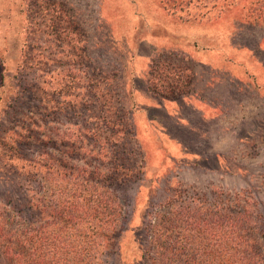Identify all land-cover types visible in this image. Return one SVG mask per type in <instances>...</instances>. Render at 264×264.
I'll return each instance as SVG.
<instances>
[{
	"label": "rangeland",
	"instance_id": "374dc122",
	"mask_svg": "<svg viewBox=\"0 0 264 264\" xmlns=\"http://www.w3.org/2000/svg\"><path fill=\"white\" fill-rule=\"evenodd\" d=\"M218 1L193 0L183 10L177 1L172 13L161 0H0V135L25 129V143L0 138L7 153L29 158L56 146L73 165L106 164L97 147L109 139L95 135L80 105L91 68L92 79L108 84L94 92L120 98L129 115L143 168L113 186L129 203L125 263L140 256L146 211L178 188L198 199L239 192L264 226V11L248 8L254 0ZM150 69L163 85L182 75L191 81L156 100ZM119 125L116 135L129 141ZM12 164L0 159V197L16 204L23 182Z\"/></svg>",
	"mask_w": 264,
	"mask_h": 264
},
{
	"label": "trees",
	"instance_id": "16d2710c",
	"mask_svg": "<svg viewBox=\"0 0 264 264\" xmlns=\"http://www.w3.org/2000/svg\"><path fill=\"white\" fill-rule=\"evenodd\" d=\"M161 1L174 13L177 1L183 10L193 0ZM211 1V7L219 6L218 0ZM252 3L248 8L258 3L262 15L264 0ZM91 69L86 73V99L80 105L96 125L95 135L109 139L97 147L98 153L108 154L106 164L94 159L73 165L68 151L56 146L42 149L36 156L20 157L7 153L11 148L1 142L12 134L17 136L14 145L25 143L20 134L24 126L0 135V159H12V171L23 182L16 204L0 197V264H128L121 258L120 241L128 226L125 207L129 203L113 186L141 173L143 156L129 115L118 105L120 98L106 92L96 94L95 89L108 84L92 79ZM148 74L147 90L156 100L178 96L184 90H176L178 83L184 87L191 81L182 75L175 84L163 85L165 79L159 73L150 69ZM16 96L21 98L15 94L11 102ZM33 98L45 101L30 95ZM41 112L47 115L46 110ZM119 123L122 129L128 128L129 141L116 135ZM56 152L63 156L56 157ZM159 206L150 215L146 211L141 228L145 238L136 237L140 256L129 264H264L261 214H254L239 192L220 191L212 199H198L197 193L190 195L178 188Z\"/></svg>",
	"mask_w": 264,
	"mask_h": 264
}]
</instances>
